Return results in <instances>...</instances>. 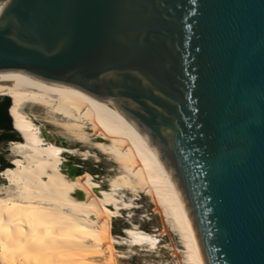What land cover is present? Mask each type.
<instances>
[{"label": "water", "instance_id": "obj_1", "mask_svg": "<svg viewBox=\"0 0 264 264\" xmlns=\"http://www.w3.org/2000/svg\"><path fill=\"white\" fill-rule=\"evenodd\" d=\"M0 70L116 105L181 191L206 264H264V0H8Z\"/></svg>", "mask_w": 264, "mask_h": 264}, {"label": "bare ground", "instance_id": "obj_2", "mask_svg": "<svg viewBox=\"0 0 264 264\" xmlns=\"http://www.w3.org/2000/svg\"><path fill=\"white\" fill-rule=\"evenodd\" d=\"M1 98L13 102L20 141L8 143L10 167L0 171V264H119L128 257L117 247L152 255L166 230L150 234L128 222L144 198L177 240L176 264H206L181 191L116 105L23 70H0ZM40 122L60 129L73 147L48 139ZM68 155L105 156L113 168L97 181L88 171L76 174ZM123 212L132 226L114 237L113 221Z\"/></svg>", "mask_w": 264, "mask_h": 264}, {"label": "rangeland", "instance_id": "obj_3", "mask_svg": "<svg viewBox=\"0 0 264 264\" xmlns=\"http://www.w3.org/2000/svg\"><path fill=\"white\" fill-rule=\"evenodd\" d=\"M4 0H0V3H2ZM8 98H1L0 104ZM44 125L47 135L46 137L50 140H52L54 143L66 146V147H73L69 141V139L65 138L63 132L60 129H57L55 127L49 126L47 124L39 123ZM3 132L0 131V135H2ZM16 136L19 139V135L16 133ZM9 141H1L0 142V166L1 162L10 165L9 163ZM8 145V146H7ZM92 154H95V152ZM8 156V157H7ZM66 156L67 165L69 167L77 166L75 169L76 174H79L83 171H88L91 175L96 176V180L103 181L105 180L110 174L109 170L112 169L111 163L107 161V158L105 156L98 155L100 158H90V160L84 161L81 157H75V156ZM72 157V158H71ZM105 157V158H104ZM3 168L0 167V171ZM78 170V171H77ZM2 181L0 180V184ZM136 209H133L131 212L132 218L131 220L128 219V222L132 224L133 226L139 227L143 232L153 234L155 229H158V233H161L163 230H166V235H164L161 239L162 243L158 250H156L152 255L150 252L145 251H138L135 250V253L137 255H133L129 252V250L126 247H117V251L119 254L124 255L128 257L127 259H118L119 264H176L177 261L180 259V255L177 254L173 249H179L178 243L170 232H168V229L165 227L164 221L159 213L155 212V206L150 202V199L144 198L140 201L135 202ZM159 214V215H158ZM126 215H129V212H123L122 217L123 219L114 220L112 224V233L113 236H123L122 230L125 227H131L132 225L126 224L125 219ZM162 219V220H161ZM131 221V222H130ZM128 225V226H127ZM160 231V232H159ZM172 244V245H171ZM177 245V247H176ZM167 246V247H166ZM164 247V248H163ZM166 249V250H165ZM168 249V250H167ZM160 250V251H159ZM138 251V253H137ZM158 251V252H157ZM170 251V252H169ZM134 252V251H133ZM127 253V254H126ZM129 254V255H128ZM142 254V255H141ZM173 254L175 256H173ZM177 254V255H176ZM172 255V256H171ZM155 256V257H154ZM160 256V257H159Z\"/></svg>", "mask_w": 264, "mask_h": 264}, {"label": "trees", "instance_id": "obj_4", "mask_svg": "<svg viewBox=\"0 0 264 264\" xmlns=\"http://www.w3.org/2000/svg\"><path fill=\"white\" fill-rule=\"evenodd\" d=\"M12 104L13 102L11 99H5L0 104V131L3 132V134L0 135V142L1 141H9V142L18 141V137L16 136V133L14 132V123L10 116V111H8L9 106L12 107ZM0 167L5 169L7 167H10V165H7L1 162Z\"/></svg>", "mask_w": 264, "mask_h": 264}]
</instances>
